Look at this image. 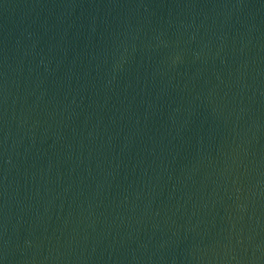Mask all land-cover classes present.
I'll return each instance as SVG.
<instances>
[{"label": "water", "instance_id": "obj_1", "mask_svg": "<svg viewBox=\"0 0 264 264\" xmlns=\"http://www.w3.org/2000/svg\"><path fill=\"white\" fill-rule=\"evenodd\" d=\"M0 264H264V0H0Z\"/></svg>", "mask_w": 264, "mask_h": 264}]
</instances>
